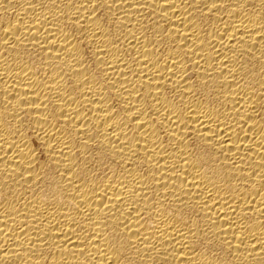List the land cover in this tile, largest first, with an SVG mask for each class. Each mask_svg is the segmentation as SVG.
<instances>
[{
    "label": "bare ground",
    "instance_id": "obj_1",
    "mask_svg": "<svg viewBox=\"0 0 264 264\" xmlns=\"http://www.w3.org/2000/svg\"><path fill=\"white\" fill-rule=\"evenodd\" d=\"M0 264H264V0H0Z\"/></svg>",
    "mask_w": 264,
    "mask_h": 264
}]
</instances>
